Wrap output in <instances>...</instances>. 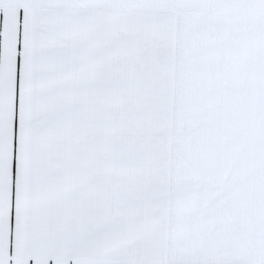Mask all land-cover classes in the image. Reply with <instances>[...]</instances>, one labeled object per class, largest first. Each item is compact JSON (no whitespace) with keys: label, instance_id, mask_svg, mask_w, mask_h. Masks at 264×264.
<instances>
[{"label":"snow or ice","instance_id":"6c2138e0","mask_svg":"<svg viewBox=\"0 0 264 264\" xmlns=\"http://www.w3.org/2000/svg\"><path fill=\"white\" fill-rule=\"evenodd\" d=\"M0 264H264V0H0Z\"/></svg>","mask_w":264,"mask_h":264}]
</instances>
